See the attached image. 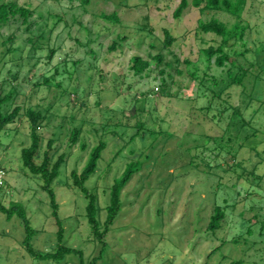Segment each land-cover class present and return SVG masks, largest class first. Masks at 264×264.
<instances>
[{"label":"rangeland","instance_id":"rangeland-1","mask_svg":"<svg viewBox=\"0 0 264 264\" xmlns=\"http://www.w3.org/2000/svg\"><path fill=\"white\" fill-rule=\"evenodd\" d=\"M180 1L91 0L85 7L81 0H0L33 11L28 24L16 17L0 28V97L12 92L2 113L22 107L0 132V199L21 205L35 230L34 254L23 220L0 212V264H264V0H249L244 11L249 52L240 63L249 72L229 88L215 58L206 70L203 53L222 39L198 26L218 19L231 27L235 18L189 8L175 19ZM113 13L119 23L102 17ZM165 30L175 38L170 47ZM9 37L13 43L5 44ZM134 57L150 62L140 75ZM195 64L200 80L190 75ZM56 67L62 75L48 81ZM29 108L45 117L37 162L51 139L53 161L67 155L52 188L62 244L79 254L59 262L41 257L57 250L59 228L42 177L23 164ZM73 129L81 130L74 146ZM100 141L105 149L85 186L97 196L102 226L109 189L136 166L102 243L86 219L88 200L71 179ZM226 203L227 220L213 234L210 218Z\"/></svg>","mask_w":264,"mask_h":264},{"label":"trees","instance_id":"trees-1","mask_svg":"<svg viewBox=\"0 0 264 264\" xmlns=\"http://www.w3.org/2000/svg\"><path fill=\"white\" fill-rule=\"evenodd\" d=\"M248 1L249 0H181L178 7L174 11L175 19L181 18L186 10H189V8L198 9L201 13L204 11L225 12L226 14L235 18L236 22L231 27H228L226 23L218 19H212L209 22H201L198 26V32L204 34H214L215 36L221 37L222 39L219 45L210 46L207 49H204L203 53L206 56V70L209 72V70L211 69L210 64L212 62V59L215 58L214 64L216 65V68L222 69V73L223 71H225L224 74L229 77L230 82H228V88L232 84H242L249 72V68L247 69L243 67V65L241 64L242 62L240 63V59H245L247 53L249 52V49H246L244 42L245 34L247 29L249 28V24L245 23L243 20V14ZM81 2L82 5L86 7L91 3V0H81ZM32 14L33 11L30 7L19 5L17 2L1 3L0 28L8 25L10 21L16 17H20L24 24H28ZM102 17L114 23H119L120 21L117 13H113L111 15L102 14ZM164 35L165 43L168 47H170L175 42V38L168 30L164 31ZM13 40L14 37H9L5 41V44L13 43ZM121 40L125 39L122 38ZM116 44L117 43H114L109 49L112 51L115 50ZM239 44H241V47L245 48V50H234V47ZM54 53L55 50H52L51 55L48 56V58L51 59ZM155 60L157 63L161 62V56L158 55ZM79 63L80 61H75L74 65L76 66ZM187 63L192 64L193 66V63H191V61H187ZM149 66V61H144L140 57H134L132 69L137 75L143 73L149 68ZM198 70L199 68L196 65L194 69L190 71L191 77L196 80H200ZM205 71L203 73V77H206L208 75V73H205ZM179 74L183 75L184 72L180 71ZM60 75H62V73L60 72L59 68L56 67L54 75L51 78H47V80L51 81L52 78ZM205 80L206 78L203 79V81ZM11 95L12 92L4 97H0V132L8 124L15 122L21 112L22 107L17 105L6 114L2 113V105L6 103L8 99H10ZM25 116L30 122L31 143L28 147H25L22 150L23 164L32 174L40 175L42 177L44 181L43 190L48 193L51 207L53 208V216L55 217L59 228L57 232L59 238L57 250L54 253H47L40 256L45 260H55L59 262L67 254H79V251L75 248H70L62 244L64 238V227L61 220H59L58 218L59 204L56 200L55 191L52 188L54 181L59 177L61 169L66 163L67 155L61 154L55 161H53V154L55 151L53 149L54 140L51 139L48 141L46 149L43 152L42 161L38 163L37 158L40 156L42 143V137L39 131L41 130L42 121H44L45 117L40 111H36L31 108L26 111ZM80 134V129H73L71 131L70 143L72 146L76 145L79 142ZM82 149L86 150L85 144L82 145ZM104 149L105 142L100 141L99 144L95 146V148L91 151L90 158L88 159L87 164L85 165L82 172L78 174L76 170H73L71 173L72 184L79 188L88 200V204L86 207V219L92 228V233L101 243L109 232L110 227L114 224L121 210L122 192L135 172V170H132L133 167H136L133 164L130 165L123 176L120 179L116 180L109 189L110 202L109 205L105 207L107 216L102 226L98 217L99 210L97 207V196L92 193L85 185L86 182L91 178V176L96 172L98 162ZM138 165L139 164H137V166ZM2 170L4 169H0L1 173L3 172ZM2 184L3 183L1 182L0 188H2ZM229 207L230 205H228V203H226L225 206L218 205L215 207L208 225V230L211 233L215 234L217 230L223 227V223L227 220V208ZM0 212L5 214L8 219H11L13 216L18 215L23 220L27 233L25 244L28 246L29 252L35 254V251L31 246V238L35 234V230L31 227L30 221L27 217V213L23 209V207L19 204H13L10 207H6L0 199ZM242 263L243 261L241 260L232 262V264Z\"/></svg>","mask_w":264,"mask_h":264}]
</instances>
